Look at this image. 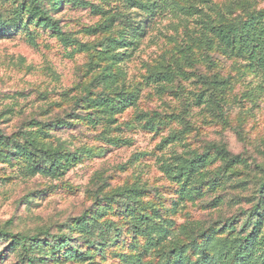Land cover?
Masks as SVG:
<instances>
[{
  "label": "rangeland",
  "instance_id": "rangeland-1",
  "mask_svg": "<svg viewBox=\"0 0 264 264\" xmlns=\"http://www.w3.org/2000/svg\"><path fill=\"white\" fill-rule=\"evenodd\" d=\"M138 1L0 0V264H203L220 239L248 231L257 202L252 264H264V77L213 35L214 65L197 44L190 63L192 16L127 27ZM212 1L243 17L264 10ZM106 39L117 41L105 51ZM5 137L44 151H13ZM215 145L242 159L227 163ZM193 152L204 168L166 175L165 161ZM142 217L158 231L135 229Z\"/></svg>",
  "mask_w": 264,
  "mask_h": 264
},
{
  "label": "trees",
  "instance_id": "trees-1",
  "mask_svg": "<svg viewBox=\"0 0 264 264\" xmlns=\"http://www.w3.org/2000/svg\"><path fill=\"white\" fill-rule=\"evenodd\" d=\"M203 3H208L205 6ZM138 8L142 9L140 19L136 24H132L129 18H126V26L133 27L135 31L144 32V21L147 18L156 16H165L171 14L173 16H192L194 26L188 29V41H186L187 57L194 53V44L206 49L203 59H208L214 65L212 46L214 40L212 35L219 41L220 47L226 54L245 53L247 55L246 65L253 71H257L264 77V10H252L246 16H240L235 13L233 6L228 4L224 6L225 11L217 7V4L212 0H184L183 4L175 0H146L138 1ZM210 10V12H209ZM125 20V21H126ZM1 26V24H0ZM115 39H106L100 46L102 50H109L115 43ZM193 44V45H192ZM189 51V53H188ZM190 63L195 62L190 57ZM168 79L162 73L155 74L156 79ZM104 80L110 78L109 73H104L102 76ZM160 81V80H159ZM216 80H214L215 82ZM134 102L132 97L125 98L118 105L112 103L111 107L115 110H120L126 105ZM0 136L4 137L3 131L0 129ZM6 146L13 151H24L28 149L27 146H32V153L37 151H44L34 143L32 138H28L26 145H13L7 137ZM216 152L222 155L223 159L230 162L240 161L241 155H233L231 152L222 146H213ZM29 151V150H27ZM48 151V150H47ZM49 152V151H48ZM50 154V153H49ZM49 167L55 170L58 165L56 156L50 157ZM206 166V156L202 153L193 152L190 157L174 155L169 161L163 163L162 168L166 175L172 180L181 181L184 178L193 177V175ZM201 179V176L199 177ZM212 183H216L214 178H209ZM264 190V182L260 185V191ZM261 202L253 205V210L248 216V231L236 238L220 239L214 246V253L205 255L203 264H227L230 257L233 256L236 261L233 264H252L255 259V241L258 230L261 226ZM126 210L129 208L126 206ZM139 218V217H138ZM95 218L89 217L81 218V225L87 227L89 224H95ZM96 225H98L96 223ZM245 225V224H244ZM135 229L148 231L149 234L158 231V227L154 220L148 217H142L140 221L135 224ZM66 234H63L60 241H65ZM153 239V238H152ZM32 238V241H35ZM156 243V242H155ZM34 244H31L33 246ZM34 247H31L33 249Z\"/></svg>",
  "mask_w": 264,
  "mask_h": 264
}]
</instances>
